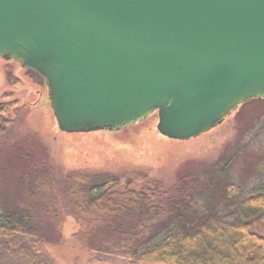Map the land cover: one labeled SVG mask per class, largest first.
<instances>
[{"label": "water", "instance_id": "95a60500", "mask_svg": "<svg viewBox=\"0 0 264 264\" xmlns=\"http://www.w3.org/2000/svg\"><path fill=\"white\" fill-rule=\"evenodd\" d=\"M0 58L44 81L63 133L157 115L184 142L264 100V0H0Z\"/></svg>", "mask_w": 264, "mask_h": 264}, {"label": "trees", "instance_id": "16d2710c", "mask_svg": "<svg viewBox=\"0 0 264 264\" xmlns=\"http://www.w3.org/2000/svg\"><path fill=\"white\" fill-rule=\"evenodd\" d=\"M7 75L10 86L20 85ZM31 114L13 92L1 97L0 153L19 151L32 166L20 181L27 215L0 217V237L11 242L12 252L24 249L35 264H57L46 247L73 242L88 259L95 254L98 259L90 263L97 264H264V191L240 198L228 185L222 192L216 183L225 181L227 167L220 174L213 167L183 174L166 184L143 168L109 174L34 162L20 143ZM39 211L56 222L55 238L46 240L30 223ZM166 217L176 229L160 222ZM166 230L174 233L151 247Z\"/></svg>", "mask_w": 264, "mask_h": 264}, {"label": "rangeland", "instance_id": "374dc122", "mask_svg": "<svg viewBox=\"0 0 264 264\" xmlns=\"http://www.w3.org/2000/svg\"><path fill=\"white\" fill-rule=\"evenodd\" d=\"M7 73H11L20 85L10 86ZM40 80L17 62L0 58V102L5 93L13 92L14 100L20 106L31 109L20 143L34 162L47 163L49 160L56 166L109 174H116L121 169L143 168L166 184L183 174L206 172L212 167L220 174V170L227 167L225 181L217 180L216 183L222 192L228 185H233L240 198L264 191V100L246 102L214 130L184 142L161 136L157 115L118 133L69 134L60 131L51 109L49 91ZM31 172L32 166L22 159L19 151L4 150L0 153L1 218H7L12 212L21 217L27 215L30 210L27 191L20 181ZM46 213L39 211L36 217L28 219L46 240H51L58 229L52 216ZM160 222L176 229V224L168 217ZM168 231H160L149 245L155 247L171 237L174 232ZM8 242L11 243L0 237V264H35L28 259L24 249L12 252ZM46 251L57 264H97L90 263L98 259L95 254L88 259V255L76 249L73 242L60 247L50 244Z\"/></svg>", "mask_w": 264, "mask_h": 264}]
</instances>
